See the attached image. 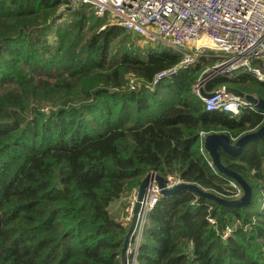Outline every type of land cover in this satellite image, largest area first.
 <instances>
[{
  "label": "trees",
  "instance_id": "trees-1",
  "mask_svg": "<svg viewBox=\"0 0 264 264\" xmlns=\"http://www.w3.org/2000/svg\"><path fill=\"white\" fill-rule=\"evenodd\" d=\"M63 4L70 18L58 22ZM70 4L0 0V264H123L129 224L111 212L114 201L128 207L152 171L235 199L202 133L237 139L264 124L262 109L207 110L195 67L154 87L180 53L134 46L130 31L103 26L89 4ZM250 70L205 89L264 98ZM219 149L252 185L251 202L226 206L189 188L162 195L134 264H264V136L236 155Z\"/></svg>",
  "mask_w": 264,
  "mask_h": 264
},
{
  "label": "built area",
  "instance_id": "built-area-1",
  "mask_svg": "<svg viewBox=\"0 0 264 264\" xmlns=\"http://www.w3.org/2000/svg\"><path fill=\"white\" fill-rule=\"evenodd\" d=\"M71 4H89L98 16L107 18L133 35L158 38L182 54L178 63L156 73L154 87L163 79L175 75L180 69L196 65L204 57L216 55L219 59L205 69L207 76L194 84V91L204 101L207 110H219L238 115L244 108L255 105L239 96L227 93L224 86L207 90L201 87L217 76H230L239 69L252 68L264 80L259 68L252 62L264 59V0H69ZM213 50V53H209ZM205 137V133H202ZM213 166L212 160H209ZM171 187L183 180L175 175L166 177ZM236 187L233 198L243 194V187L231 179ZM162 196L160 185L152 180L130 245V262L134 264L144 235L149 212ZM137 193L130 200L123 219L130 223Z\"/></svg>",
  "mask_w": 264,
  "mask_h": 264
},
{
  "label": "water",
  "instance_id": "water-1",
  "mask_svg": "<svg viewBox=\"0 0 264 264\" xmlns=\"http://www.w3.org/2000/svg\"><path fill=\"white\" fill-rule=\"evenodd\" d=\"M67 7L71 8V6H67ZM224 89L227 93L234 94L253 103L257 109L264 110L263 97H260L250 92H246L233 85H225ZM201 93L204 97H210L211 95H213V92L207 91L204 87H201ZM262 136H264V124L256 130H252L244 133L237 139L233 138L229 133L225 131L211 132L206 134L204 137V146L211 157L213 166L217 169V171L235 180L243 187L244 190L243 195L239 198L230 199L218 194L217 192L206 189L197 183H192L187 181L169 187L167 186L165 176L154 171L146 174L139 185L136 201L133 208L132 218L124 238L123 247L121 250L122 263L131 264L129 258L130 245L133 240L134 230L139 220V213L142 209L143 201L145 199L146 187L150 181L152 180L157 181V183L161 187L162 195H169L176 192L179 189L189 188L198 192L203 196L213 199L226 206H234V207L244 206L249 202H251L252 200L253 197L252 185L239 172L233 170L223 162L219 148H222L223 151L229 154L236 155L239 154L244 149V147L248 142Z\"/></svg>",
  "mask_w": 264,
  "mask_h": 264
},
{
  "label": "rangeland",
  "instance_id": "rangeland-1",
  "mask_svg": "<svg viewBox=\"0 0 264 264\" xmlns=\"http://www.w3.org/2000/svg\"><path fill=\"white\" fill-rule=\"evenodd\" d=\"M66 4H63L59 10V13H60V16L58 18V22H63L65 20H67L68 18H70V14L68 13V11L66 10ZM71 5V4H70ZM77 6V5H75ZM88 11L92 12V10H90L88 8ZM96 14V13H95ZM97 15V14H96ZM72 17V16H71ZM103 20H104V23H103V26L107 25V24H111L110 23V20L107 19V18H104L102 17ZM102 26V27H103ZM133 43H134V46H137L139 48H154L156 46H159L160 44L161 45H169L167 44L166 42L158 39V38H155V39H151L149 37H146V36H137V35H133ZM172 48V47H171ZM174 49V48H172ZM175 50V49H174ZM177 51V50H176ZM178 52V51H177ZM180 53V52H178ZM209 53H213V50H210ZM181 54V53H180ZM181 57H182V54H181ZM219 59V57H217L216 55H213V56H209V57H204L201 59L200 62H198L196 65L193 66V68H197L198 70V74H197V79H196V82L197 83L198 81L201 80V77H203L204 75L207 76V72H205V69L208 67V66H211L213 65L214 63H216V61ZM255 61V60H254ZM254 61L252 62L251 66L253 68H259L262 72V74H264V59L260 58V59H256V63L254 64ZM198 66V67H197ZM249 69V68H247ZM252 69V68H250ZM249 69V70H250ZM246 70V69H245ZM239 71H242V69H239L237 71H235L232 75H235L237 73H239ZM251 72H254L253 70H250ZM257 74V73H256ZM230 75V76H232ZM258 76H260L259 74H257ZM243 195V194H242ZM241 195V196H242ZM263 200V194L262 193H259V194H256L255 198H254V202H253V206H257L258 204L261 203V201ZM122 206V205H121ZM127 209V207H126ZM127 212V210H126Z\"/></svg>",
  "mask_w": 264,
  "mask_h": 264
},
{
  "label": "crops",
  "instance_id": "crops-1",
  "mask_svg": "<svg viewBox=\"0 0 264 264\" xmlns=\"http://www.w3.org/2000/svg\"><path fill=\"white\" fill-rule=\"evenodd\" d=\"M123 199L124 198L114 201L110 206L113 215L120 220H122L126 214V205Z\"/></svg>",
  "mask_w": 264,
  "mask_h": 264
}]
</instances>
